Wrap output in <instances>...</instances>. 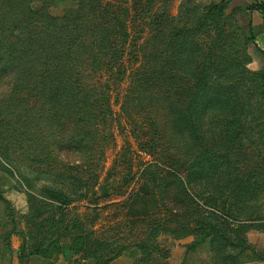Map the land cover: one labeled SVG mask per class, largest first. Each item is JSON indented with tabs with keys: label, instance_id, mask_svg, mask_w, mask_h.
<instances>
[{
	"label": "rangeland",
	"instance_id": "374dc122",
	"mask_svg": "<svg viewBox=\"0 0 264 264\" xmlns=\"http://www.w3.org/2000/svg\"><path fill=\"white\" fill-rule=\"evenodd\" d=\"M108 1L129 7L126 24L130 41L142 43V50L149 40L152 15L157 11L161 14L168 11L176 20H181L187 11L195 14L192 21L199 17L198 27L190 33V49L200 59L195 75L196 79L204 78L205 89L202 97L193 90L191 99L195 103L193 107L190 105L188 114L194 120L193 129L197 130L201 106L213 108L218 101L223 111H208V122L220 115L235 126L237 193L232 192L228 177L235 172L230 170V162L236 152H229L224 154L220 168V179L226 186L217 194L208 190L205 201L197 202L199 209L192 215L170 216L157 192L150 190L147 174H142L154 162L149 153L160 154L162 149L146 148L153 117L150 111L140 109L139 102L149 97L126 99L134 63L126 60L121 76L102 73L94 78L89 59L76 64L80 75L87 78L81 80L85 84L84 94L79 98L77 93L81 91H74L63 106L61 92L56 91L61 86L58 79L52 78L55 82L50 95L49 87L28 92L27 86L20 85L24 78L16 73L17 64L11 66L8 59L18 57L14 41L0 34V264H95L92 255L96 251L102 255L103 243L111 246L103 261L120 252L109 264H264V56L254 50L249 33L238 24L239 10L232 5L234 0ZM219 4L224 5L221 14L213 10ZM30 6L36 11L44 9L42 2ZM76 7V0H58L48 12L61 19L65 11ZM3 15L0 14V31L9 27L4 26ZM214 17L220 18L221 32L216 31L211 21ZM180 23L174 24L173 38L164 45L160 42L165 70L172 66L165 54L167 49L174 48L176 52L184 49ZM71 54L77 62L75 54ZM73 69L70 72L76 73ZM77 99L87 100L85 112L79 110ZM161 105L158 99L157 106ZM91 107L96 111L93 118L96 125L91 130L86 125L76 130L77 122H86ZM213 134L210 123L207 147L211 157L215 156L216 147ZM89 135L92 145L86 146L94 148L93 158L88 151L83 161L73 155L56 165L55 145L67 147L70 143L85 142ZM221 144L227 148L225 143ZM172 154L165 153L166 159ZM175 155L183 157L185 153L176 148ZM65 165L68 168H63ZM57 166L72 177L49 178L45 174L46 169L54 174L62 172L55 170ZM180 176L184 178V174ZM207 176L213 180L212 172ZM125 177L132 181L125 184ZM142 187L150 195L146 193L130 205H123ZM119 189L123 196L117 195ZM47 191L58 196L54 198ZM103 191H110L109 200H103ZM231 193L236 194V201ZM68 200L69 204L63 205ZM117 215L122 220L116 223ZM33 216L37 223H43L42 234L34 235L33 242L27 238L25 247L23 232L32 227L29 220ZM119 224L121 231L126 232L117 231ZM200 225L205 228L207 238L198 230ZM160 227L164 231L157 234ZM181 229H195L196 233L185 235ZM174 230H177L175 237L167 234ZM214 231L224 233L225 237Z\"/></svg>",
	"mask_w": 264,
	"mask_h": 264
},
{
	"label": "trees",
	"instance_id": "16d2710c",
	"mask_svg": "<svg viewBox=\"0 0 264 264\" xmlns=\"http://www.w3.org/2000/svg\"><path fill=\"white\" fill-rule=\"evenodd\" d=\"M57 1L0 0V14H4V26H9L7 29H2L0 34L6 37L5 39L14 41V50L18 52V57L13 60L11 56H8V59L11 66L17 64L15 66L16 73L19 77L24 78L20 85L27 86L29 88L28 92L39 87H42L45 91L49 87L50 95V87L52 89V83L55 82L54 79H58L61 86L59 87L60 90L56 91L61 92L62 101L76 90L81 91V93H77V96L81 98L84 94L82 89L85 86L81 80L84 77L80 75L81 71L76 69V64H84L89 59L93 78L97 74L102 73L113 77L115 75L121 76L125 72V61L131 60L134 63V69L130 76L126 99L149 97V100L143 102L140 100L139 102L140 109L142 111H150V115L153 117L151 121L152 127L149 129V143H146V148L148 151L159 147L162 149L160 154H158L159 151H156V153L151 152L152 155L149 153L153 157L154 162L149 164L142 171V174H147L150 190L157 192L170 216L179 218L180 216L192 215L199 209L197 202L205 201L204 197L208 190L213 194H217L222 187L226 186L220 179V168L224 163V154L227 155L229 152L233 154L237 150V147H235L237 146V137L234 134L235 126L232 125L231 120L220 115L214 117L210 122L213 124V142L216 144L214 157H211L207 147L209 143L208 126L210 124L208 122V111L210 113L212 109H220L222 112L220 102L213 103L215 105L213 108H208L206 107L207 105L201 106L202 109L197 118V130L193 129L195 127L193 124L194 120L191 121L188 114L190 105L193 107L195 103V99H191L193 90L196 89V94L202 97L204 96L203 89H205L204 78L199 76L196 79L197 75H195L199 69L200 59L196 56L194 57L190 49V41H192L190 33L194 27H198L199 17L196 16V21H192L195 18V14L187 11L181 20H176L172 18L168 11H165L164 14L157 11L152 15L148 28L149 40L146 47L142 50V43L138 44L130 41L126 24V19L130 13L129 7L124 6L125 4L117 6L112 5L108 0H76V9L65 11L63 17L58 19L52 17L48 12L49 9L56 5ZM34 2H42L44 9L39 11L32 10L30 5ZM223 6V4H219L213 10L221 14ZM251 7L253 8V6ZM254 8L263 11L261 5H256ZM212 20L216 26V31L221 32L220 18L216 19L214 17ZM177 21L183 25L180 29V35H182V40H184V49L178 52L174 48L167 49L165 54L169 57L172 66L165 70V66L161 62L163 52L160 50V42L162 41L164 45L166 40L175 36L174 24H178L179 22ZM12 22H14V25H10ZM249 40L251 43L254 42V37L251 33H249ZM72 52L75 54L77 62L72 58L74 57L71 54ZM15 60L16 63H14ZM71 69L75 70L76 73L70 72ZM85 79L87 78L83 80ZM159 91L161 92L160 97H158ZM153 99L155 100L153 101ZM158 99L161 100V107L157 106ZM55 102L60 103V101L56 100ZM147 102L150 103V106H146ZM95 103L93 105L96 106ZM64 104L65 101L61 103L63 106ZM77 104L79 105V110L81 108L82 112H85L87 100L77 99ZM94 115H96V111L91 107L87 111L86 122H77L76 130L85 127L84 125L88 126V128L90 127L91 130L96 125L95 120H93ZM103 122H106L105 118ZM221 143H225L227 148L224 149ZM86 145H92L90 135L85 142L73 143V145L70 143L67 144V147L55 145L54 153L58 157V160H55L57 161L56 165L60 164V160L65 159V157L69 159L73 155L77 156V160L83 161L88 151L90 158H93L91 151L94 148ZM176 148H178L180 153H185L184 156L186 157L187 155L188 159H185L184 156L175 155ZM165 153L174 154L168 155L169 159H166ZM237 153L232 155L233 161L230 162V170L235 172L231 176L228 175L231 180L229 185L233 186V193H237L239 184L235 175L237 172L234 168ZM77 160L74 162H78ZM161 163L166 166L160 165ZM63 168L68 167L65 165ZM167 168L170 169L168 171L162 170ZM28 170H32L31 167H28ZM55 170L62 172L54 174L46 169L45 174L49 178L70 179L72 177L65 175L62 166L55 167ZM111 170L108 173H111ZM210 172H212L213 176L212 181L207 176ZM181 174H184V178L180 176ZM107 178L109 177L106 176ZM126 178L123 179V181H126L125 184L132 181V179L127 181ZM104 183H107V181L105 180ZM109 192H102L103 200L111 198L109 197ZM137 192L134 196L130 195L123 205H130L139 197L146 196V193L150 195L148 189L143 187L138 189ZM45 193L54 198L58 196L56 192L47 191ZM233 193L231 194L235 196L236 201V194ZM117 195L123 196L124 193L119 189ZM69 202V200L64 201L63 205L69 204ZM95 202V206L99 208L98 201ZM213 208H216L215 204H213ZM93 209L95 212L96 207ZM114 219L116 223L122 220H119L118 215ZM36 220L34 216L31 217L29 222L31 221L32 227L24 229V236H22L25 247L29 242L27 238L33 242L34 235L42 234L43 223H37ZM133 226H136V224L133 223ZM181 230L184 231L183 234L185 235H194L196 233L195 229ZM198 230L207 238L208 234L206 235V230L202 225L199 226ZM117 231L122 232L120 224L117 226ZM163 231V228L160 227L157 234H161ZM176 231H168L167 234L174 236ZM213 233H219L220 236L225 237L222 232L214 231ZM197 244H200V242ZM100 247L103 249L102 255H99L97 251L92 255L91 261L95 264H109L120 256L119 252L103 261L111 246L103 243ZM119 248L122 249V247ZM32 251H35V247L32 248Z\"/></svg>",
	"mask_w": 264,
	"mask_h": 264
},
{
	"label": "crops",
	"instance_id": "0c3cea01",
	"mask_svg": "<svg viewBox=\"0 0 264 264\" xmlns=\"http://www.w3.org/2000/svg\"><path fill=\"white\" fill-rule=\"evenodd\" d=\"M233 3L232 5L239 10L238 24L243 30L253 35L254 50L264 56V0H234ZM256 5H261L263 11L254 8Z\"/></svg>",
	"mask_w": 264,
	"mask_h": 264
}]
</instances>
